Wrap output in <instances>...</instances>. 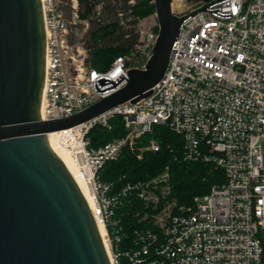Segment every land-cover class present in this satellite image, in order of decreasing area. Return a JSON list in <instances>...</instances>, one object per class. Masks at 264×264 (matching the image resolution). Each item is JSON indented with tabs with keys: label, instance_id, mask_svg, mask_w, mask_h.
Here are the masks:
<instances>
[{
	"label": "built area",
	"instance_id": "obj_1",
	"mask_svg": "<svg viewBox=\"0 0 264 264\" xmlns=\"http://www.w3.org/2000/svg\"><path fill=\"white\" fill-rule=\"evenodd\" d=\"M134 2V0H131ZM173 11L189 15L174 41L168 67L152 93L118 105L88 121L59 130L58 138L80 163L96 195L92 210L107 229L112 264H264V0H173ZM46 31V64L40 108L42 121L81 112L125 86L133 64L153 50L158 32L141 28L140 43L100 70L89 50L74 52L69 24L80 17L79 0H71L68 20L57 0H42ZM89 27V21H85ZM143 50L140 55V50ZM121 115L126 135L99 147L88 137L96 125L110 126ZM154 125L182 135L185 158L214 163L223 183L179 205L168 199V170L149 181L128 183L156 210L147 227L134 230L120 250L119 222L113 219L117 195L100 170L117 160L124 147L134 151L137 139ZM146 149L158 151L152 140ZM148 216H144L147 218ZM108 224L113 231L110 232ZM114 244L116 248H114Z\"/></svg>",
	"mask_w": 264,
	"mask_h": 264
},
{
	"label": "water",
	"instance_id": "obj_2",
	"mask_svg": "<svg viewBox=\"0 0 264 264\" xmlns=\"http://www.w3.org/2000/svg\"><path fill=\"white\" fill-rule=\"evenodd\" d=\"M159 32L144 68L87 109L42 121L46 64L42 0H0V264H112L90 205L47 134L152 93L189 15L154 0Z\"/></svg>",
	"mask_w": 264,
	"mask_h": 264
},
{
	"label": "trees",
	"instance_id": "obj_3",
	"mask_svg": "<svg viewBox=\"0 0 264 264\" xmlns=\"http://www.w3.org/2000/svg\"><path fill=\"white\" fill-rule=\"evenodd\" d=\"M80 4L86 7L80 10L81 17L88 18L90 23L86 48L89 50L92 66L100 70L108 68L116 57L134 51L140 43L137 23L156 12L154 0H80ZM101 4L102 11L107 13L106 18H92ZM155 31L159 32V26ZM146 60L147 57L141 64ZM110 126L98 124L90 130L88 137L91 147H99L127 133L121 115L113 116ZM152 140L160 144L158 151L146 149ZM165 170L170 174L171 190L168 199L175 200L179 205L192 204L195 196L203 195L212 185L225 181L223 170L214 163L185 158L182 135L167 125H154L151 132L137 139L134 151L124 147L121 156L106 163L99 173L103 181L112 184L111 194L117 195L112 216L122 228L119 231L122 240L117 244L120 250H125L130 245L134 230L147 227L150 217L156 212L134 189L126 192L123 189L128 183L152 180ZM108 229L113 231L111 224H108ZM121 264L129 263L123 258Z\"/></svg>",
	"mask_w": 264,
	"mask_h": 264
},
{
	"label": "rangeland",
	"instance_id": "obj_4",
	"mask_svg": "<svg viewBox=\"0 0 264 264\" xmlns=\"http://www.w3.org/2000/svg\"><path fill=\"white\" fill-rule=\"evenodd\" d=\"M57 4L58 7L64 12L67 19L71 20L72 18L71 0H57ZM85 8L86 7H82L79 0V13L80 10H84ZM106 14L107 13L102 11V4H101L97 7L95 14L91 17L96 18L100 16L102 19H105ZM79 20L80 21H78V23L76 24H69V34L67 35L68 43L71 46L72 50L76 53L78 52L77 49L80 48V50H82L83 47H86V42L89 39V30H90V23H89V27L85 25V21H89L88 18L81 17ZM147 26H151L154 30L157 26H159L156 12L148 17L140 19V21L137 23L138 33H140L141 28H145ZM143 50L142 49L140 50L139 55L143 53L142 52ZM144 52L145 53H143L142 56L139 57V59H135L132 63L140 65L142 60L148 55L150 56V54L152 53V51L149 50V48L146 49Z\"/></svg>",
	"mask_w": 264,
	"mask_h": 264
},
{
	"label": "bare ground",
	"instance_id": "obj_5",
	"mask_svg": "<svg viewBox=\"0 0 264 264\" xmlns=\"http://www.w3.org/2000/svg\"><path fill=\"white\" fill-rule=\"evenodd\" d=\"M172 7L175 8L176 5L172 4ZM58 131L49 132L47 134L48 142L57 156L62 160V162L66 165L67 169L71 173L72 177L78 184L82 193L84 194L90 208L92 210L95 209L96 206V195L90 184V181L85 176L84 171H82L80 167V163L77 162L76 158L72 155L70 149L65 146L62 142H60L58 138ZM98 230L103 238L104 244L106 246V250L108 253H111L110 243L107 238V229L105 224L101 221L98 215H94Z\"/></svg>",
	"mask_w": 264,
	"mask_h": 264
}]
</instances>
